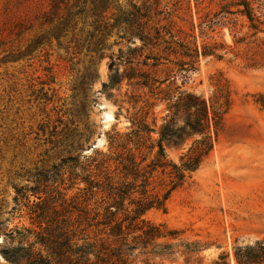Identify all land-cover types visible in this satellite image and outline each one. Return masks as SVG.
Masks as SVG:
<instances>
[{"label":"rangeland","instance_id":"374dc122","mask_svg":"<svg viewBox=\"0 0 264 264\" xmlns=\"http://www.w3.org/2000/svg\"><path fill=\"white\" fill-rule=\"evenodd\" d=\"M239 1L114 0L103 12L100 0H63L55 8L51 0H0V264H11L3 254L6 246L37 241L31 214L36 206L44 207L45 222L62 221L82 202L87 187L82 179L95 175L97 153L109 152L108 135L127 132L134 122L139 107L129 104L126 83L121 92L104 85L110 82L111 59L123 72L128 66L117 58L141 47V40L129 42L122 30L112 28L99 52L90 45L95 11L111 25L119 10L130 12L132 5L153 8L148 30L166 27L175 41L198 48L196 71L189 73L185 88L209 99L225 80L233 97L208 160L172 193L166 211L146 214L180 232L171 241L174 255L136 251L132 259L137 264H239V248L264 240V107L258 102L264 96V33L255 34L247 18L236 13ZM249 1L264 20V0ZM162 55L172 62L151 72L171 81L177 76L180 86L175 62L190 59ZM166 114L162 105L153 108L148 125H162ZM143 117L145 112L138 114ZM181 152L167 149L174 161ZM151 188L167 189L160 179Z\"/></svg>","mask_w":264,"mask_h":264},{"label":"trees","instance_id":"16d2710c","mask_svg":"<svg viewBox=\"0 0 264 264\" xmlns=\"http://www.w3.org/2000/svg\"><path fill=\"white\" fill-rule=\"evenodd\" d=\"M51 2L55 8L63 0ZM113 2L100 0V8L106 12ZM235 6L239 8L236 13L247 18L255 34L264 33V20L255 14L249 0H240ZM119 12L111 25L102 12H94L90 45L99 52L112 28L122 30V38L130 37L129 42L135 38L141 40V47L128 48L126 54L117 58L120 65L128 66L123 72L116 60L111 59L110 82L104 85L121 92L126 83L131 89L126 92L128 102L134 110L139 107L134 122L127 132L116 129L108 135L109 152L97 153L92 161L95 175L82 179L87 185L82 202L72 206V211H66L62 221L57 217L45 222L42 206L32 210L37 229L32 235L37 241L30 246L22 243L6 246L3 254L11 264H137L132 259L136 251L156 257L175 253V244L171 241L178 240L180 232L153 223L146 214L152 209L166 211L172 193L188 183L208 160L215 146L214 139L222 132L225 116L233 105L232 91L225 80L216 85L209 99L185 88L189 73L196 71L198 48L175 41L166 27L156 25L154 32L148 30L152 7L132 5V11ZM161 14L163 11L155 12V15ZM170 17L168 12L165 20ZM166 52L190 59L175 62L183 80L180 86L177 76L171 81L151 72L165 61L172 62L162 55ZM258 102L264 107V96ZM160 105L167 112L162 125H148L150 110ZM144 112L146 117L139 120L138 114ZM169 148L182 151L178 161L169 157ZM159 179L161 186L167 188L165 193L151 188ZM94 200L95 207H92ZM187 246V250L196 251L191 249L193 245ZM236 258L239 264H264V240L239 248Z\"/></svg>","mask_w":264,"mask_h":264}]
</instances>
